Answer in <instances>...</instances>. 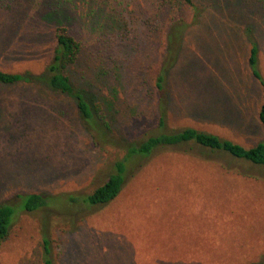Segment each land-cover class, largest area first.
I'll return each instance as SVG.
<instances>
[{"label":"rangeland","instance_id":"1","mask_svg":"<svg viewBox=\"0 0 264 264\" xmlns=\"http://www.w3.org/2000/svg\"><path fill=\"white\" fill-rule=\"evenodd\" d=\"M193 1L197 20L185 10L176 15L191 25L167 77L169 128L192 127L252 147L262 140L263 127L261 89L246 63L247 37L257 44L264 78V0ZM147 3L0 0V70L42 74L53 31L65 27L80 44L68 68L71 79L93 102L106 101L107 136L136 140L156 125L152 79L162 47L147 43L139 56L127 52L129 45L120 50L112 23L133 17L139 29ZM123 155L93 141L66 99L42 95L35 85L0 87V204L29 193L58 198L15 217L0 245V264H41L43 235L54 264L263 260L264 167L224 153L160 149L130 163L120 194L108 205L63 201L91 193Z\"/></svg>","mask_w":264,"mask_h":264},{"label":"trees","instance_id":"2","mask_svg":"<svg viewBox=\"0 0 264 264\" xmlns=\"http://www.w3.org/2000/svg\"><path fill=\"white\" fill-rule=\"evenodd\" d=\"M182 10L191 12L193 21L199 18V10L193 0H148L143 9L142 15H145L141 18L136 16L137 19H140L139 29L135 25L136 20L130 21L134 19L133 17L127 19L118 17L112 23V28L116 33H120V43H118L120 50H124L125 46L129 45L127 52L139 56L148 51L147 43L154 41L162 47L158 70L152 79L156 96V125L145 130L136 140L120 141V143L107 136L109 127L106 123V115H104L106 101L101 100L100 103V100L96 99L93 102L88 92L77 86L71 79L68 68L75 64L80 53V44L65 27H58L53 31L54 47L42 74L36 75L29 71L20 73L0 70V87L35 85L38 93L42 95H53L56 98L66 99L73 104L82 128L93 141L117 147L124 153L123 157L114 161L110 175L100 186L86 195H68L63 199L65 203L90 207L108 205L120 194L130 163L137 158H147L155 151L165 148L189 146L192 149L224 153L232 158L264 167V78L258 68V47L250 36L247 37L249 48L246 63L250 74L261 89L258 120L263 127L262 140L252 147H244L192 127L169 128L167 77L177 61L184 35L191 25L184 19L176 17ZM102 12L103 10L99 14ZM139 12L141 13V9ZM104 15L107 16L105 18L107 21L110 17L106 13ZM94 16H92L93 21H95ZM115 64L121 65L118 62ZM57 200V197L46 194L29 193L18 195L16 202L0 204V245L7 239L10 227L20 212H37L49 207L53 204L52 202ZM41 257V264H54L50 240L45 235L42 236ZM252 264H264V258L262 261Z\"/></svg>","mask_w":264,"mask_h":264}]
</instances>
